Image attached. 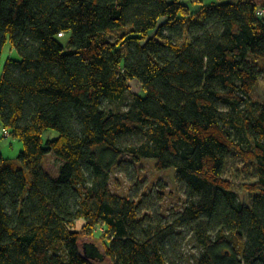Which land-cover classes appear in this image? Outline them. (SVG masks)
I'll list each match as a JSON object with an SVG mask.
<instances>
[{
  "label": "trees",
  "instance_id": "1",
  "mask_svg": "<svg viewBox=\"0 0 264 264\" xmlns=\"http://www.w3.org/2000/svg\"><path fill=\"white\" fill-rule=\"evenodd\" d=\"M190 1L201 9L0 0V61L8 43L21 57L5 64L0 118L24 143L16 161L0 152V264H175L186 235L200 249L191 264H264V102L252 101L264 0ZM133 82L142 91L126 110L107 111ZM49 130L58 136L45 141ZM234 149L254 165L248 204L225 178ZM50 154L61 161L55 175ZM126 156L127 166L154 159L159 171H177L179 218L154 221L143 200L111 192ZM98 227L104 253L84 242Z\"/></svg>",
  "mask_w": 264,
  "mask_h": 264
},
{
  "label": "rangeland",
  "instance_id": "2",
  "mask_svg": "<svg viewBox=\"0 0 264 264\" xmlns=\"http://www.w3.org/2000/svg\"><path fill=\"white\" fill-rule=\"evenodd\" d=\"M182 1H184L194 13L201 9V6H193L190 0ZM202 1L204 5H212L238 0ZM257 1L261 3L263 0ZM8 59H21L18 51L13 49L10 43L6 45L0 61V80L3 77L4 67ZM257 65L261 70V78L258 88L253 94L252 101L264 102V64L257 62ZM141 91L142 87L139 83L133 82L131 83L130 93L123 100L119 102L107 101L105 102V108L107 111H124L131 101V94H138ZM246 110H248V107H246ZM57 136V132L49 130L44 133V140L54 139ZM244 147H246V144ZM23 150L24 143L20 139L14 137L11 131L4 128L0 118V152L4 158L16 161ZM245 156V151H241V149L232 150L228 160L225 178L233 182L234 190L239 195L240 200L248 204L251 199V194L245 189L244 185L250 183V175L247 174V172L253 170L254 165ZM124 159L126 166L129 161H132V158L129 156H126ZM45 164L47 169L55 175L61 166V161L50 154L47 156ZM156 164L157 162L154 159H141L135 163L134 166L129 164L127 170L115 169L111 173L109 187L112 193L121 197L132 198L138 202L143 200L142 207L145 209L143 214L149 213V215H153L154 221L165 220L168 222L182 215L186 201L185 188L182 183H179L177 171L175 169L159 171L156 168ZM82 225L83 223L80 221L78 228L80 229ZM179 230V228H176V231ZM104 233L105 229L98 227L95 238H85L84 242L94 244L101 253H104V247L101 242V240L104 239ZM178 243L181 244L178 252L180 260L177 258L175 252H172V262H175V264H191L187 258L199 254L200 249L197 243L190 235L180 238ZM81 248L84 250V245H82ZM93 262L97 264H110V261L106 258L103 262H97L96 260H93Z\"/></svg>",
  "mask_w": 264,
  "mask_h": 264
},
{
  "label": "built area",
  "instance_id": "3",
  "mask_svg": "<svg viewBox=\"0 0 264 264\" xmlns=\"http://www.w3.org/2000/svg\"><path fill=\"white\" fill-rule=\"evenodd\" d=\"M259 15H264V10L259 13ZM61 36V35H60Z\"/></svg>",
  "mask_w": 264,
  "mask_h": 264
}]
</instances>
